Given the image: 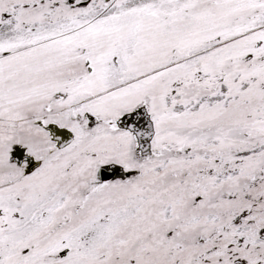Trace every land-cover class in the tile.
Segmentation results:
<instances>
[{
	"label": "snow or ice",
	"instance_id": "obj_1",
	"mask_svg": "<svg viewBox=\"0 0 264 264\" xmlns=\"http://www.w3.org/2000/svg\"><path fill=\"white\" fill-rule=\"evenodd\" d=\"M0 264H264V0H0Z\"/></svg>",
	"mask_w": 264,
	"mask_h": 264
}]
</instances>
